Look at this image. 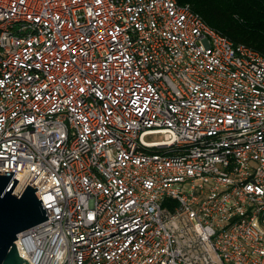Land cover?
<instances>
[{
	"label": "built area",
	"instance_id": "1",
	"mask_svg": "<svg viewBox=\"0 0 264 264\" xmlns=\"http://www.w3.org/2000/svg\"><path fill=\"white\" fill-rule=\"evenodd\" d=\"M0 170L28 264H264V54L178 0H0Z\"/></svg>",
	"mask_w": 264,
	"mask_h": 264
},
{
	"label": "water",
	"instance_id": "2",
	"mask_svg": "<svg viewBox=\"0 0 264 264\" xmlns=\"http://www.w3.org/2000/svg\"><path fill=\"white\" fill-rule=\"evenodd\" d=\"M13 171L0 170V264H28L17 250V234L47 219L36 188L26 185L20 189L30 174L28 170L14 190L17 180Z\"/></svg>",
	"mask_w": 264,
	"mask_h": 264
},
{
	"label": "trees",
	"instance_id": "3",
	"mask_svg": "<svg viewBox=\"0 0 264 264\" xmlns=\"http://www.w3.org/2000/svg\"><path fill=\"white\" fill-rule=\"evenodd\" d=\"M178 1L189 3L211 27L234 43H245L264 54V0Z\"/></svg>",
	"mask_w": 264,
	"mask_h": 264
},
{
	"label": "rangeland",
	"instance_id": "4",
	"mask_svg": "<svg viewBox=\"0 0 264 264\" xmlns=\"http://www.w3.org/2000/svg\"><path fill=\"white\" fill-rule=\"evenodd\" d=\"M160 138H161V135H153V136H150V139L151 140L160 139Z\"/></svg>",
	"mask_w": 264,
	"mask_h": 264
}]
</instances>
